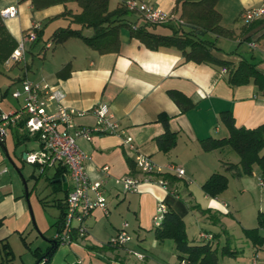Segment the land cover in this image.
Segmentation results:
<instances>
[{"label": "crops", "instance_id": "0c3cea01", "mask_svg": "<svg viewBox=\"0 0 264 264\" xmlns=\"http://www.w3.org/2000/svg\"><path fill=\"white\" fill-rule=\"evenodd\" d=\"M142 1L151 3L171 15L169 21L155 24L149 29L158 34H172L171 26H177L180 21L182 9L179 0ZM119 2L120 0H110L109 8L115 9ZM10 6L19 8L17 17L1 18L17 45L22 35L27 33L33 24H41L43 40L47 36L48 26H51L49 33L51 36L57 28L70 24L69 17L62 16L66 9H73L75 12L78 10L77 4L73 2L51 4L36 9L32 0H0V11ZM251 8H264V0H218L217 9L222 15L221 25L233 30L235 36L220 37L217 46L221 50L214 53L221 59L237 64L241 57L237 53H228L236 49L240 51L244 42H247V46L254 50L259 61V70L264 74V45H261L262 49L256 50L258 45L264 42V16L260 19L263 20L262 23L245 32L247 25L244 14ZM132 17L136 19L137 26L145 23L135 14ZM73 26L79 27L76 24ZM42 40L27 45L26 64L17 63L10 67L21 70L19 75L12 77L11 83L22 86L23 76H28L34 81H47L65 93L66 107L87 111L85 116L76 119L78 124L93 126L96 117L91 113L92 109L98 105H106L120 125L119 131L115 134H97L91 141L85 138L78 139L79 146L89 156L86 169L90 179L102 182L109 213L106 214L99 208L95 209L87 219L88 235L76 242L61 244L50 264H155L151 260L152 257L145 254H141L143 258L138 257L136 262L131 261L129 243L133 240L147 254L153 252V255L164 254L162 246L171 240V247L177 253V264H182L175 241L173 239L159 241L155 237L156 227L153 220L159 203H165L167 210H174L184 220L195 210L194 208H198L206 223L219 224L228 235L223 216L227 214L229 204L222 198L223 193L216 196V199L221 201L216 204L219 208H213L209 204L210 196L205 193V201L208 204L205 206L197 204L193 199V190L202 188L216 172L225 173L229 181L234 178L241 182L246 175L239 178L226 170L227 164H237L240 161L239 155H234L230 146L205 151L201 141L208 137L222 138L229 135L220 116L225 110L233 113L239 127L255 128L263 124L264 100L263 95L257 92V87L253 83L232 86L228 81V68L213 63L187 62L182 51L175 46L151 49L139 39L132 38L127 29L121 32L118 53L101 54L79 37H71L60 44L45 39L46 48L52 49L53 52L49 57L45 50L37 53L45 60L44 65L38 68L33 66L27 54L34 55L36 45ZM252 43L255 46L252 47ZM171 91L180 93L183 102H192L194 106L182 112L181 106L171 97ZM4 94L2 93L1 98L7 95ZM16 109L18 107L10 110ZM47 110L50 112L56 110L54 100L48 104ZM164 115L168 118L170 130L176 135V144L170 150L161 148L157 140L166 132L165 124L161 120V116ZM8 132L12 140L11 146H8V136L4 142H0V249L4 243H9L13 249L12 239L16 236L27 241V232L29 236L33 234L38 238L34 234L35 227L29 200L32 193L28 187L26 190V183L22 187L9 163L11 161L14 166L16 165L17 146L35 141L39 149L40 143L38 137L26 136L24 129L17 124L11 126ZM126 137L133 140L137 151L124 144ZM31 150L37 149L30 147L22 153L21 159L24 160V153ZM137 154L149 156L156 165L174 176L175 181L165 187L159 183L161 177L158 173L145 175L137 167L132 169L129 161H135ZM172 165L184 169V175L180 177L170 171L169 167ZM106 166L108 173L103 171V167ZM61 168L63 167L47 168L50 172L46 178L48 182L52 181L56 199L65 196L63 191H58V182H61L68 192L71 187L67 171L63 176L56 177L57 169ZM258 170L260 167L255 165L253 177L259 176ZM125 176L141 180L138 191L125 192L122 189L119 181ZM63 177L67 178V185L62 181ZM260 184L264 185V179L260 180ZM244 190L243 187L242 191ZM129 221H132V224ZM125 222L129 224L127 231L128 229L131 231L128 233L135 234L136 239L131 236L132 239L123 246L105 244L122 229ZM95 228L98 234L107 233V237L94 238L92 230ZM203 234L211 236V239L202 238ZM218 234L216 230H206L200 233L197 242H195L197 237H193L194 241L191 242L208 241L212 243L213 248L218 249L215 246V241L219 239ZM150 236L154 240L152 243L154 248H150L151 251L146 246ZM88 240L93 241L85 242ZM229 241L230 237H227L226 242ZM253 247L254 257L258 258L259 249L263 246ZM84 248H88L87 251ZM157 258L166 261L160 256Z\"/></svg>", "mask_w": 264, "mask_h": 264}, {"label": "trees", "instance_id": "16d2710c", "mask_svg": "<svg viewBox=\"0 0 264 264\" xmlns=\"http://www.w3.org/2000/svg\"><path fill=\"white\" fill-rule=\"evenodd\" d=\"M36 9H41L51 4L76 3L78 10L66 9L62 16L69 17L70 24L66 27L57 28L50 36L48 42L60 44L71 37L83 39L90 47L94 48L101 54L118 53L121 46V32L127 29L132 38H137L151 49L160 47L175 46L180 49L184 55L185 61H194L196 63H213L228 68L229 84L240 86L253 83L257 87V92L264 95V74L259 70L257 57L254 50L238 49L228 54H238L241 60L237 64L231 61L221 59L214 53L221 50L217 46L220 37L232 38L235 32L221 25L222 15L217 9L218 0H179L181 4V14L177 26H171L173 33L169 35L158 34L149 28L154 23L147 22L136 12L129 10L126 6L127 0H120L117 7L113 10L109 8L110 0H32ZM135 14L138 19H143L145 23L137 26V21L132 17ZM138 14V15H137ZM264 20V19H263ZM263 20L256 19L245 24V32L262 23ZM76 24L79 27H74ZM87 30V34L84 31ZM43 30L37 32V41L42 40ZM249 40V37L246 38ZM17 47L16 40L8 32L0 15V72L1 64L9 58L13 50ZM8 93V90L4 95ZM171 97L181 106V111L185 112L191 109L192 102H183L182 96L176 91L170 92ZM221 122L229 131L227 137L215 138L208 137L201 141L202 148L205 151L221 149L230 146L240 157L237 164L229 163L226 170L233 173L235 177L252 175L255 165H258L264 174V123L255 128L239 127L236 124L233 113L225 110L221 113ZM161 120L165 124L166 132L158 137V143L164 150H170L176 144V135L169 128L168 118L164 115ZM23 127L24 121L17 124ZM26 136V132L24 133ZM19 137V136H18ZM19 139V138H18ZM132 169H135L136 163L129 161ZM38 166L39 169L40 166ZM44 171H41L40 176ZM56 177L63 176L67 171L66 168L57 169ZM161 179L169 184L175 181L174 176L169 172L158 173ZM52 182V181H51ZM229 178L225 173L216 172L203 184V190L206 195L216 197L223 193L227 188ZM58 191L65 193L64 197L56 199V206L60 210L59 217L54 223L58 234L65 230L67 217V196L68 190L65 189L61 182L57 183ZM55 186V185H54ZM57 187V186H56ZM258 227L245 229V236L254 246L264 245V235L261 229H264V211L258 213ZM71 243L76 242L88 235V231L81 235L77 228L70 233ZM62 236V235H61ZM155 237L159 241L173 239L179 250V259L188 261L192 264H219L218 249L213 248L212 243H192L189 241L184 219L174 210L168 209L160 226L155 228ZM24 243L26 239L23 238ZM46 253H41L39 248L34 250L36 261L34 264H50L57 249L63 240L58 237L50 240ZM3 250L9 264L13 263V250L9 243L3 244ZM240 251L231 248L230 241L223 246L222 254L230 257H236Z\"/></svg>", "mask_w": 264, "mask_h": 264}, {"label": "built area", "instance_id": "2783aa9c", "mask_svg": "<svg viewBox=\"0 0 264 264\" xmlns=\"http://www.w3.org/2000/svg\"><path fill=\"white\" fill-rule=\"evenodd\" d=\"M126 6L129 10L138 13L147 22L161 24L171 19V15L161 8L142 1L127 0ZM19 8L10 6L0 11L3 19L17 17ZM264 16V8H251L244 14L246 23ZM41 30V24L35 23L32 28L22 35L17 47L5 61L8 67L17 63L26 64L27 45L37 40V32ZM251 46H255L254 43ZM22 90L13 91L15 99L22 100V107L9 112H0V142L6 140L8 130L11 126L24 121L23 129L30 136L38 137L40 148L25 152V162L39 165L40 170L47 168H66L71 181V187L66 199L67 217L65 230L62 234H57L64 244H70L71 232L77 228L81 235L88 231L87 219L97 208L109 213L106 198L103 195L102 182L92 181L86 169V161L89 156L79 146L78 139L85 138L91 141L97 134H115L119 131L120 125L115 120L114 115L106 105L94 107L91 113L96 117L93 126L80 125L77 118L86 115L87 111L69 108L64 105L65 93L57 86H53L47 81H34L28 76L21 79ZM264 100V95L262 96ZM54 100L56 110H47L48 104ZM124 144L131 150L137 151L133 140L130 137L124 139ZM136 167L145 175L152 173H164V169L156 165L149 156L137 154L135 157ZM170 171L178 176H183L185 171L180 167L170 166ZM103 171L108 173V167H103ZM149 180V178H146ZM141 180L132 176L122 177L119 181L125 192H136L139 189ZM159 183L167 187V183L160 179ZM167 212L165 203H159L154 216L155 227L160 226ZM129 224L124 223L122 229L110 240L113 246H123L132 237L128 233ZM62 235V236H61ZM204 239H211V236L202 235ZM143 258L141 254H137ZM182 264H192L183 261ZM253 264H261L255 258Z\"/></svg>", "mask_w": 264, "mask_h": 264}, {"label": "rangeland", "instance_id": "374dc122", "mask_svg": "<svg viewBox=\"0 0 264 264\" xmlns=\"http://www.w3.org/2000/svg\"><path fill=\"white\" fill-rule=\"evenodd\" d=\"M114 3V2H113ZM51 30V26H48L47 36L45 39L48 41V36ZM87 30L84 31L87 34ZM43 39L39 44L36 45L34 55L28 53L30 62L35 67H40L44 65L45 60L40 57L37 53L45 50L47 52V57L52 54L53 50L46 48V40ZM46 41V42H45ZM259 44V43H258ZM261 45H264V42L258 45V49H262ZM228 47H226L227 49ZM251 50L247 46V42H244L242 46V50ZM229 50V48H228ZM259 52V51H258ZM257 53V52H256ZM21 70L19 68H10L6 65V63L1 64V72H0V109L3 112H9L10 109L20 108L23 105V101H17L13 98L12 92L16 89H22V86H18V84L11 83V79L13 76L19 75ZM8 89V93L6 96L1 98L2 93H5ZM7 141L8 146H11L12 140L9 132L7 133ZM38 149L37 143L35 141H29L27 143H22L17 146V161L14 166L11 161L9 163L10 168L16 174L19 182L22 187H24V180L26 181V185L29 191L32 193L30 197V204L32 208V220L33 226L35 227L34 234L38 237L35 238L34 235L26 233L27 241L24 243L23 239L20 236H16L12 239L13 244V260L14 264H34L36 261V256L34 255V250L36 248L40 249L41 253H46L49 246L51 245L50 240L54 239L57 234V228L54 223L59 217L60 210L55 205L56 195L52 190L51 182L47 181V175L50 172V169H47L43 175H40V170L36 168L34 165L26 163L21 159L23 156V152L28 150L30 147ZM232 150V149H231ZM264 153V150L262 151ZM232 153L237 155V153L233 150ZM18 167V169L16 168ZM259 176L253 177V175H246L244 179L240 182L237 179L231 178L227 188L223 191L222 198L228 202L229 207L227 208V214H224L223 222L224 226L229 232L228 235L224 233L222 227L219 224H209L204 221L201 212L198 208H194L190 214L187 215L184 220L187 235L190 238V241H194L193 237H197L195 242L198 241V237L201 232H205L206 230H216L219 234V239L215 241V246L218 247V255H219V264H253L254 262V247L252 242L245 236V229H251L258 227V213L259 210H264V185L260 184V180L264 179V174H262V170H258ZM35 174V176H33ZM38 175V177H37ZM260 179V180H259ZM70 182V178H68ZM245 188L242 191V188ZM203 187H198L193 190V199L197 204L205 206L208 204L205 201ZM222 194V193H221ZM187 200V199H186ZM215 203H214V202ZM219 200L216 197L209 198V204L213 208H219L216 204H219ZM198 205V206H199ZM207 207V206H206ZM232 212V213H229ZM125 220H123L124 222ZM127 223V222H125ZM132 224V221H129ZM155 221L153 220V224ZM124 225V223H123ZM213 226H216L213 228ZM99 228V227H98ZM132 229V228H131ZM129 231V229H128ZM264 235V229L260 230ZM131 232V231H129ZM100 234V236H98ZM96 232V228L92 230V236L94 238H106L107 233H99ZM133 239H136L135 234H131ZM230 237V244L233 250L240 251V253L236 257H230L228 255L222 254V248L226 245L227 237ZM114 237V236H113ZM111 237L110 240L113 238ZM84 239V238H83ZM106 241L105 244L109 243ZM93 241V240H91ZM91 241H85L92 243ZM133 240L129 243V247L131 249V261L136 262L139 258L137 254H145L149 255L151 260L156 264H177L178 257L177 253L171 247V240L167 241L164 246H162V250L164 254L158 255L156 253L153 255V252L146 253L145 250L141 249L134 243ZM153 238L150 236L149 241L146 243V246L149 248H154L152 246ZM105 242V241H103ZM81 244V243H80ZM88 248H84L87 251ZM159 250V249H154ZM158 256L162 257L166 261L157 260ZM259 263L264 264V245L259 249L258 258H256ZM9 258L6 257L3 248L0 249V264H9Z\"/></svg>", "mask_w": 264, "mask_h": 264}, {"label": "water", "instance_id": "95a60500", "mask_svg": "<svg viewBox=\"0 0 264 264\" xmlns=\"http://www.w3.org/2000/svg\"><path fill=\"white\" fill-rule=\"evenodd\" d=\"M24 156H25V154H24ZM62 181L67 185V178L66 177H63L62 178ZM24 183H26V181L24 180ZM25 188H26V190H27V185L25 186ZM32 211V210H31ZM33 215V214H32ZM33 220H34V218H33Z\"/></svg>", "mask_w": 264, "mask_h": 264}]
</instances>
